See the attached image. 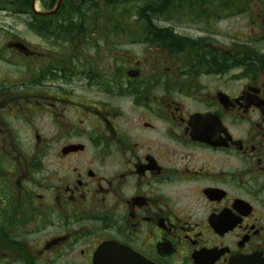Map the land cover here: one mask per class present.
I'll return each instance as SVG.
<instances>
[{"label": "flooded vegetation", "instance_id": "1", "mask_svg": "<svg viewBox=\"0 0 264 264\" xmlns=\"http://www.w3.org/2000/svg\"><path fill=\"white\" fill-rule=\"evenodd\" d=\"M26 1V36L0 32V264H94L106 243L264 264V0L198 20Z\"/></svg>", "mask_w": 264, "mask_h": 264}, {"label": "trees", "instance_id": "2", "mask_svg": "<svg viewBox=\"0 0 264 264\" xmlns=\"http://www.w3.org/2000/svg\"><path fill=\"white\" fill-rule=\"evenodd\" d=\"M99 1L105 2L108 5L109 11H118V12H126V13L136 12V11L148 12L151 10V7L153 6V3L151 0H134L136 1V7L135 5H130L132 3L131 0H87L85 4L88 3L89 5H91L92 8L90 10H97L96 5ZM247 3L248 1H241V0H225V1L221 0L219 3H216L212 0H207V1L188 0V2H182L179 0V1L161 2L158 5L163 4L167 6L164 9L166 11L179 12V13L180 12L193 13L194 16L190 18H192L193 20H198L200 19V16L198 15V13L203 11V9L201 8L202 5H207V6L218 5L219 7L211 9L210 11H213V12H216V14L222 15L226 13L237 12L241 8V6ZM66 5L71 6L70 11L76 13L79 16V12H81L80 0H67ZM184 5H188V9H184L182 7ZM133 8H135V10ZM131 10H134V11H131ZM7 11L8 12L10 11L12 14L23 15L25 14V12L30 11L29 2L26 0H0V12H7ZM37 26L38 24L33 25V27H37ZM76 27H79V26H76Z\"/></svg>", "mask_w": 264, "mask_h": 264}, {"label": "water", "instance_id": "3", "mask_svg": "<svg viewBox=\"0 0 264 264\" xmlns=\"http://www.w3.org/2000/svg\"><path fill=\"white\" fill-rule=\"evenodd\" d=\"M60 0H57V7ZM56 9L53 12H56ZM94 264H149L137 257L135 253L123 246L107 243L101 246L94 258Z\"/></svg>", "mask_w": 264, "mask_h": 264}, {"label": "rangeland", "instance_id": "4", "mask_svg": "<svg viewBox=\"0 0 264 264\" xmlns=\"http://www.w3.org/2000/svg\"><path fill=\"white\" fill-rule=\"evenodd\" d=\"M132 3L130 5H135L136 1L131 0ZM140 5V4H139ZM131 9V8H130ZM135 10V8H133ZM131 10V11H134ZM232 20L228 21L230 23ZM25 27V20L20 17L13 16L12 14L8 13H0V32L4 29L3 32L5 33H12L14 37H18L19 39H23L26 36V32L24 31ZM29 41L35 42L33 38L28 37L26 38Z\"/></svg>", "mask_w": 264, "mask_h": 264}]
</instances>
